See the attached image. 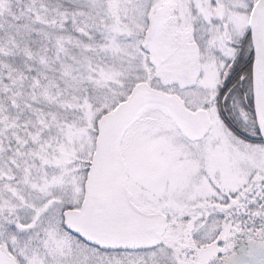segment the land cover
<instances>
[{"label": "snow or ice", "instance_id": "snow-or-ice-1", "mask_svg": "<svg viewBox=\"0 0 264 264\" xmlns=\"http://www.w3.org/2000/svg\"><path fill=\"white\" fill-rule=\"evenodd\" d=\"M0 264H264V0H0Z\"/></svg>", "mask_w": 264, "mask_h": 264}]
</instances>
